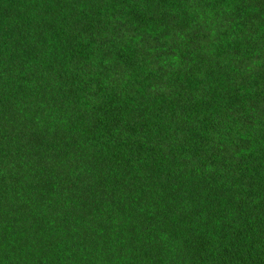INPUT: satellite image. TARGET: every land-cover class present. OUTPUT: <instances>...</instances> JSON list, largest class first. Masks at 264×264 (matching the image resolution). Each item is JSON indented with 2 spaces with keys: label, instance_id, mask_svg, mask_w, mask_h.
Returning a JSON list of instances; mask_svg holds the SVG:
<instances>
[{
  "label": "trees",
  "instance_id": "trees-1",
  "mask_svg": "<svg viewBox=\"0 0 264 264\" xmlns=\"http://www.w3.org/2000/svg\"><path fill=\"white\" fill-rule=\"evenodd\" d=\"M0 264H264V0H0Z\"/></svg>",
  "mask_w": 264,
  "mask_h": 264
}]
</instances>
